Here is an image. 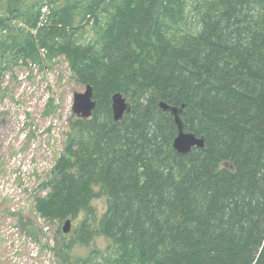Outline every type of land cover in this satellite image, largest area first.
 Returning <instances> with one entry per match:
<instances>
[{
    "label": "trees",
    "instance_id": "16d2710c",
    "mask_svg": "<svg viewBox=\"0 0 264 264\" xmlns=\"http://www.w3.org/2000/svg\"><path fill=\"white\" fill-rule=\"evenodd\" d=\"M56 1L45 13L43 0H0V82L20 61L64 56L96 102L71 123L39 215L70 221L65 247L103 236L94 264H264V0H198L196 29L187 0ZM116 93L130 104L118 121ZM160 102L202 147L174 148Z\"/></svg>",
    "mask_w": 264,
    "mask_h": 264
},
{
    "label": "rangeland",
    "instance_id": "374dc122",
    "mask_svg": "<svg viewBox=\"0 0 264 264\" xmlns=\"http://www.w3.org/2000/svg\"><path fill=\"white\" fill-rule=\"evenodd\" d=\"M43 1L48 3L43 8L47 13L52 0ZM66 1L56 2L63 6ZM197 1L187 0V27L191 29L200 23V14L194 8ZM79 23L77 17L74 26ZM91 23L77 33L84 44L95 37ZM85 90L86 85L77 81L64 56L53 59L51 66L44 68L20 61L2 73L0 264H94L107 256L94 255L95 250L107 252L103 236H94L88 245L76 242L65 247L72 242L73 227L70 225L65 232V225L42 217L35 208L36 198L45 197L50 191L43 184L53 178L55 162L65 153L71 123L80 117L73 110L75 94ZM92 205L98 216L106 210L104 198L95 199ZM61 246L67 259L57 253Z\"/></svg>",
    "mask_w": 264,
    "mask_h": 264
},
{
    "label": "water",
    "instance_id": "95a60500",
    "mask_svg": "<svg viewBox=\"0 0 264 264\" xmlns=\"http://www.w3.org/2000/svg\"><path fill=\"white\" fill-rule=\"evenodd\" d=\"M92 96L93 92L91 85L86 86L85 92L75 94L73 110L81 118L88 119L92 116L93 109L96 106V102L93 101ZM160 107L163 110L170 111L175 116L179 132L173 141V146L178 152L186 154L189 153L193 147H202L204 145L203 138H197L194 134L184 131L183 123L179 117V113L181 111L180 108L172 107L164 102H160ZM112 108L114 112V119L118 121L122 119L125 111L130 110V104L121 93H116L113 96ZM69 226L70 221H67L64 228L65 232H67V228H69Z\"/></svg>",
    "mask_w": 264,
    "mask_h": 264
},
{
    "label": "bare ground",
    "instance_id": "6f19581e",
    "mask_svg": "<svg viewBox=\"0 0 264 264\" xmlns=\"http://www.w3.org/2000/svg\"><path fill=\"white\" fill-rule=\"evenodd\" d=\"M173 1V0H172ZM180 7V6H179ZM220 16V15H219Z\"/></svg>",
    "mask_w": 264,
    "mask_h": 264
}]
</instances>
